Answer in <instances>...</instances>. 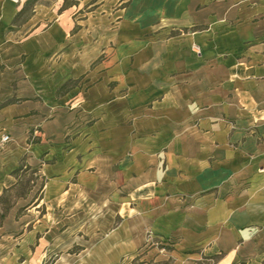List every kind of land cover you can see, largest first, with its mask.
<instances>
[{"label": "crops", "instance_id": "0c3cea01", "mask_svg": "<svg viewBox=\"0 0 264 264\" xmlns=\"http://www.w3.org/2000/svg\"><path fill=\"white\" fill-rule=\"evenodd\" d=\"M29 2L24 34L14 21ZM55 7L0 0V65L16 63L13 82L91 79L108 68L91 69L107 40L115 47L114 65L83 96L86 139L56 163V196L71 197L72 211L87 204L121 217L120 231L134 223L118 255L151 234L226 251L220 264L264 257V0H97L80 22V5ZM58 223L35 224L24 241L31 256H46Z\"/></svg>", "mask_w": 264, "mask_h": 264}, {"label": "rangeland", "instance_id": "374dc122", "mask_svg": "<svg viewBox=\"0 0 264 264\" xmlns=\"http://www.w3.org/2000/svg\"><path fill=\"white\" fill-rule=\"evenodd\" d=\"M46 1L56 3L55 9L63 4L59 12L75 5L76 8L71 9L69 14L77 12L80 5V22L87 19V13L93 10L88 9L89 2L91 4L97 0ZM46 1L42 0L44 3ZM33 6L32 3L27 6L26 11L14 21L24 34L34 24L26 25L33 14ZM96 23V26L103 24L102 21ZM84 27L82 23L76 24L72 33ZM178 33L179 30L171 29L168 35ZM81 40L87 43L88 38L83 36ZM96 40L102 48L100 44H104L102 42L107 38L102 35ZM106 44L108 53H100L92 70L105 61L108 68L114 65L115 60L111 58L115 55V47L113 42L109 46V39ZM15 64L0 65V264H220L226 259V251L204 252L205 248L185 245L179 236L163 238L151 234L147 235L142 245L129 243L127 254L118 255L120 245L117 242L130 231L135 237V224L132 223L126 231H120L119 225L123 219L117 216L111 221L107 210L103 212L99 209L96 212V207L88 208L85 204L72 211V198L57 197L55 189L58 174L56 163L69 152L73 142L86 139L87 126L91 124L81 106L83 96L91 87L92 78L97 80L109 69L101 67L91 79H87L85 74L60 85L43 86L13 82ZM60 97H65V100L58 103L56 98ZM59 109H62L63 115L56 121L58 117L55 115ZM96 135L99 137V134ZM4 136L10 138L7 143L1 141ZM40 143L47 145V154L41 155L42 149L37 145ZM48 166H52V173L46 171ZM47 176L52 177V181ZM94 199L99 201L101 198ZM58 204L67 207H55ZM48 207L60 208L61 212L57 209L49 211ZM130 207L134 209V204ZM40 220L49 225L55 220L59 222L51 230L49 251L45 250L44 258L41 254H38V258L36 254L31 256L30 251L35 253L36 247L32 246L30 250L24 242ZM109 253L111 259H105L104 256ZM118 256L121 257L115 258ZM227 262L229 259L224 264ZM234 264H264V257L260 260H237Z\"/></svg>", "mask_w": 264, "mask_h": 264}, {"label": "built area", "instance_id": "2783aa9c", "mask_svg": "<svg viewBox=\"0 0 264 264\" xmlns=\"http://www.w3.org/2000/svg\"><path fill=\"white\" fill-rule=\"evenodd\" d=\"M11 1H13V2H15V3H21L23 0H11ZM9 136H4L2 139H1V141H2V143H7L8 141H9Z\"/></svg>", "mask_w": 264, "mask_h": 264}, {"label": "trees", "instance_id": "16d2710c", "mask_svg": "<svg viewBox=\"0 0 264 264\" xmlns=\"http://www.w3.org/2000/svg\"><path fill=\"white\" fill-rule=\"evenodd\" d=\"M31 2H32V0H31ZM29 4H30V2H29ZM27 6H28V4H27ZM26 11V6L23 8V10L18 14V16L19 15H21L22 13H24ZM17 16V17H18ZM64 88V86L61 88V89H59V91H58V93L60 94V91L62 90Z\"/></svg>", "mask_w": 264, "mask_h": 264}]
</instances>
